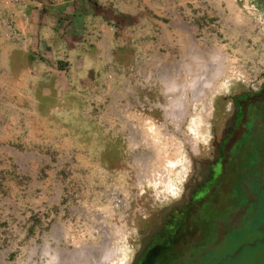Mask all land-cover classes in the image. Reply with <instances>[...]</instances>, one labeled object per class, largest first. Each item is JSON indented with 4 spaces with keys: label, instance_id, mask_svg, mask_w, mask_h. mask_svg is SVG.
<instances>
[{
    "label": "rangeland",
    "instance_id": "rangeland-1",
    "mask_svg": "<svg viewBox=\"0 0 264 264\" xmlns=\"http://www.w3.org/2000/svg\"><path fill=\"white\" fill-rule=\"evenodd\" d=\"M175 3L163 40L153 34L145 50L150 60L129 67L112 93L71 99V109L57 112L30 143L11 131L4 140L0 131V264H102L107 249L119 254L105 264H137L150 233L176 208L197 215L179 219L186 222L183 232L167 227L153 264H264V6L258 0ZM216 54L230 68L209 93L207 119L199 121L202 105H191L179 130L166 120L165 107L180 84L195 79L196 61L211 62ZM237 104L245 110L246 132L229 163L237 158L234 165L243 169H232L233 179L222 180L196 211L179 204L217 156ZM163 123L172 142L151 134L152 125ZM145 166L151 174L164 170L168 183L159 187ZM232 217L237 239L228 242L213 226Z\"/></svg>",
    "mask_w": 264,
    "mask_h": 264
},
{
    "label": "crops",
    "instance_id": "crops-1",
    "mask_svg": "<svg viewBox=\"0 0 264 264\" xmlns=\"http://www.w3.org/2000/svg\"><path fill=\"white\" fill-rule=\"evenodd\" d=\"M176 1L0 0V127L4 122L0 131L4 140L11 131V137L30 143L37 130L55 123L57 112L71 109V99L112 93L114 82L126 81L129 67L150 60L143 57L145 50L151 48L153 34L163 40L169 4ZM120 90L123 93L124 87ZM245 132L241 128L235 143ZM231 157L208 161L214 171L198 199L207 202L222 180L233 179L235 173H230L239 166L234 165L237 158L229 163ZM226 219H217L213 232L225 231L231 242L239 222L234 217ZM185 223H178L176 230L181 227L183 232ZM259 241L263 243L264 237Z\"/></svg>",
    "mask_w": 264,
    "mask_h": 264
},
{
    "label": "bare ground",
    "instance_id": "bare-ground-1",
    "mask_svg": "<svg viewBox=\"0 0 264 264\" xmlns=\"http://www.w3.org/2000/svg\"><path fill=\"white\" fill-rule=\"evenodd\" d=\"M205 60L196 61V63L198 64V67H196V68L192 67V70H191V71H193L195 79L193 78L194 80H192L191 84H190V82L180 84L181 86H180V88H178L176 93H172L175 96L173 98L174 100L172 101L173 105L171 107L170 106L165 107L166 120L171 118L172 121L178 125L179 130L182 128L183 121L187 118V116L190 113H192L189 111V107L191 105H193V106L198 105V104L202 105L200 112H197V115H199V117H200L199 121L202 122V121H205L207 119V116H208L209 111H210L209 110L210 109V101L208 100L209 93H212V90L216 88L221 76L224 75L226 73V71L230 68V64L227 63L228 60H226V58L223 56L221 58L218 54H216V56L213 55V60L211 62L210 61L206 62ZM176 80H177V78H176ZM178 80H180V79H178ZM171 85L172 84H170V86ZM170 86H169V88L173 87V86L172 87H170ZM176 86H178V85H176ZM162 127L166 128L167 127L166 123H163L160 126L159 125L158 126L152 125V127H150V129L152 131L151 134H153V135L155 134V136L158 139L161 138L163 142L165 141L164 143L172 142L174 140L173 139L174 134L173 133L171 134L169 131H163ZM192 143H193V146H195V148H196L198 142L193 139ZM179 155H181V154H179ZM170 170L171 169L168 168V171H170ZM143 171L145 172V174L148 171L149 174L147 173L148 175H146V176H150L157 184H159V187H161V188H163L164 184L168 183L167 181H169L168 180L169 176L168 175L166 176L167 173H165L164 170H160L161 171L160 174L155 173V172H153L151 174L149 172V168H146V166H145ZM151 172H152V170H151ZM144 176L145 175L143 174V177ZM105 245H107V244L105 243ZM116 251L111 252V251H108V249H107V251H106V253H104V256L102 259L103 262L102 261H100V262H102V264H105L109 259L114 258ZM78 254H79V252H78ZM117 254H119V253L117 252Z\"/></svg>",
    "mask_w": 264,
    "mask_h": 264
},
{
    "label": "flooded vegetation",
    "instance_id": "flooded-vegetation-1",
    "mask_svg": "<svg viewBox=\"0 0 264 264\" xmlns=\"http://www.w3.org/2000/svg\"><path fill=\"white\" fill-rule=\"evenodd\" d=\"M258 4L264 6V0H258ZM239 104L236 105V109H234L233 112V118L231 119V122L228 126L227 129L224 131V135L220 138L219 142H217V157L221 158L224 157V155H228L233 151L235 141L237 139L238 134L241 132V128H243V120L246 118L245 110L241 108V106H238ZM241 114L242 115V121H238L237 116ZM212 161L208 162L205 170L203 173L200 175V178L196 179V176L194 177V183L191 185V190L188 193V197L186 196L183 202L182 200H179V204H185L186 206H195V211L201 204L206 203L204 198L198 199L197 194L199 193L200 189H204L207 187L208 183H210L209 178L212 177L214 169L212 168ZM189 188V187H188ZM203 199V200H201ZM177 210L175 213H171L170 216H166L164 219H162V225L160 224L159 229L157 231L151 232L150 234V241L147 242L146 245H144V248L142 251L139 253V256L136 259L137 264H145L146 261L147 263L149 260H151V256H154V259L151 260V263L153 264L156 260L155 257L158 255V251L161 250V244L165 240V234L167 227H176L179 222V219L181 220L182 218H185L188 220L190 218V214L193 216L197 215V213L194 214L193 209H185L182 210L180 208H176ZM168 213L166 212V215ZM176 214V215H175ZM159 237L158 240L153 238ZM163 249V248H162ZM154 253V254H153ZM150 263V264H151Z\"/></svg>",
    "mask_w": 264,
    "mask_h": 264
},
{
    "label": "trees",
    "instance_id": "trees-1",
    "mask_svg": "<svg viewBox=\"0 0 264 264\" xmlns=\"http://www.w3.org/2000/svg\"><path fill=\"white\" fill-rule=\"evenodd\" d=\"M258 99H259V98H258ZM150 257H151V260H152V259H154V256H151V255H150ZM156 257H157V256H156ZM156 257H155V258H156ZM151 260H149V262H148V263H147V261H146V263H145V264H150V263H151ZM151 264H152V263H151Z\"/></svg>",
    "mask_w": 264,
    "mask_h": 264
}]
</instances>
